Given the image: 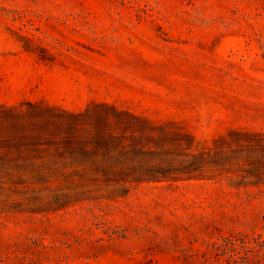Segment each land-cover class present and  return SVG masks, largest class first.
I'll return each instance as SVG.
<instances>
[{"label":"rangeland","instance_id":"1","mask_svg":"<svg viewBox=\"0 0 264 264\" xmlns=\"http://www.w3.org/2000/svg\"><path fill=\"white\" fill-rule=\"evenodd\" d=\"M260 237L264 0H0V264H262Z\"/></svg>","mask_w":264,"mask_h":264},{"label":"trees","instance_id":"2","mask_svg":"<svg viewBox=\"0 0 264 264\" xmlns=\"http://www.w3.org/2000/svg\"><path fill=\"white\" fill-rule=\"evenodd\" d=\"M228 243H231L233 246L236 245L235 240L232 238H228ZM256 243H257L256 245H248L245 241H242L241 246L243 247V249L246 250V253L256 251V254L259 256V262L264 264V239L260 237L256 241ZM239 258H242V263L244 264V262H243L244 257H241V256L235 257L234 255H230L229 260L238 264Z\"/></svg>","mask_w":264,"mask_h":264}]
</instances>
